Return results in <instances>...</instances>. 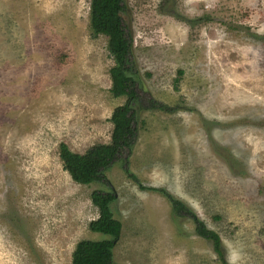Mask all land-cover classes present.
Listing matches in <instances>:
<instances>
[{
    "label": "rangeland",
    "instance_id": "obj_1",
    "mask_svg": "<svg viewBox=\"0 0 264 264\" xmlns=\"http://www.w3.org/2000/svg\"><path fill=\"white\" fill-rule=\"evenodd\" d=\"M125 0L137 80L173 113L138 112L130 170L188 204L229 264H264V0ZM91 0H0V264H73L99 210L60 145L109 144L115 61ZM174 14V15H173ZM179 71H183L179 75ZM180 78L177 83L176 79ZM122 232L114 264H221L162 194L107 172Z\"/></svg>",
    "mask_w": 264,
    "mask_h": 264
},
{
    "label": "trees",
    "instance_id": "obj_2",
    "mask_svg": "<svg viewBox=\"0 0 264 264\" xmlns=\"http://www.w3.org/2000/svg\"><path fill=\"white\" fill-rule=\"evenodd\" d=\"M169 0L160 3V11L169 13ZM127 7L125 0H91L90 30L92 36H106L109 39V52L115 61L110 70L112 79L111 93L115 98L127 97L123 106L113 112L110 122L113 124L111 142L97 144L85 154H77L68 145H60V158L64 170L80 185L93 184L109 186V191L95 190L92 202L99 210L98 219L92 221L89 229L105 238L101 240H82L73 253V264H114V248L122 232V223L114 216L112 205L117 196L107 178L108 170L117 162L123 165L128 178L143 191H151L166 197L172 212L179 219H189L195 226V233L203 240L211 242L221 264H229L222 246L221 237L209 229L196 212L185 202L175 198L167 190L144 186L140 179L130 170V158L140 135L138 104L142 111H160L173 113L176 108L155 100L146 92L138 81L133 63L134 38L124 21ZM174 15V14H173ZM184 72L179 71V75ZM180 78L176 79L178 83Z\"/></svg>",
    "mask_w": 264,
    "mask_h": 264
}]
</instances>
